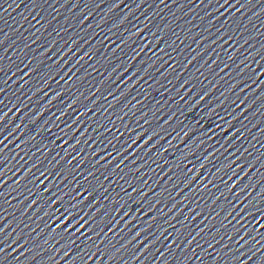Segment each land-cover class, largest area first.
Masks as SVG:
<instances>
[{"label": "snow or ice", "instance_id": "6c2138e0", "mask_svg": "<svg viewBox=\"0 0 264 264\" xmlns=\"http://www.w3.org/2000/svg\"><path fill=\"white\" fill-rule=\"evenodd\" d=\"M59 202H60L59 199L55 201V203H59ZM76 215L79 214L77 213ZM74 220H75V216L72 214L71 211H68L65 219L62 220L61 223L57 225V230L64 229L65 234L67 235L72 231L73 228L76 227L77 224H80L81 227H84V225L81 224L80 220H75V223H73ZM77 231H79V229H77ZM3 251H4L3 249H0V255L3 254Z\"/></svg>", "mask_w": 264, "mask_h": 264}]
</instances>
